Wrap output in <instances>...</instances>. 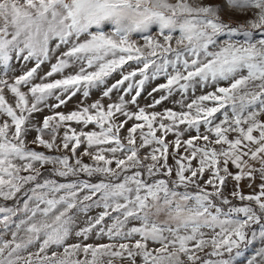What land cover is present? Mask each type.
I'll use <instances>...</instances> for the list:
<instances>
[{
	"label": "snow or ice",
	"instance_id": "6c2138e0",
	"mask_svg": "<svg viewBox=\"0 0 264 264\" xmlns=\"http://www.w3.org/2000/svg\"><path fill=\"white\" fill-rule=\"evenodd\" d=\"M262 34L264 0H0V264H264Z\"/></svg>",
	"mask_w": 264,
	"mask_h": 264
},
{
	"label": "rangeland",
	"instance_id": "374dc122",
	"mask_svg": "<svg viewBox=\"0 0 264 264\" xmlns=\"http://www.w3.org/2000/svg\"><path fill=\"white\" fill-rule=\"evenodd\" d=\"M172 2H174V0H172ZM190 3L196 4V3H198V0H190ZM224 19L226 21L230 22V23H234L235 24L237 22L243 23L246 19H248V17L243 16V15H236V14H234V18L232 20H229V17L227 15H224ZM156 31H157L156 28L153 27V29L151 30V33L153 35H156ZM175 35H178V33H176ZM262 35H264V34H262ZM238 38L239 39H243L242 37H238ZM257 38H261V35H258ZM132 39L135 40L139 44H143V39H142L141 34H135L134 33L133 36H132ZM221 39H224V37H221ZM16 67L18 68L19 65H16ZM29 67H31V64L29 65ZM45 70H47L46 67H45ZM127 70H129V69H128V66L126 65L125 66V71H127ZM68 71H71V69H69ZM16 74L18 75L19 72H17ZM119 78H120L119 74L118 73H114L112 75V77L109 78L108 83L111 84V83L115 82V80H117ZM164 82H165L164 79L161 77L158 80L152 81L151 83L147 84L146 87H145V91L142 93V96L139 98V104H140V106H145L146 104L150 103L151 101H150V98L148 97L147 93L149 91H151L152 87H154L156 84H158V83H164ZM208 90L210 91L211 88H209ZM100 93H101V89H93V90H91V96L86 101V103H91L92 101H95V100L99 99L100 98ZM199 94H201V90H198L197 93H196V95H199ZM117 96H118V93H113L111 99L112 100H115L117 98ZM80 98H81L80 97V94H78L66 106H64V107H62L60 109H57V111L70 112V111L76 109L78 107V103H79ZM175 99H177V100L180 99L179 95H177L175 97ZM52 102H54V101L53 100H50L49 101V103H52ZM104 103L107 104L108 103V100L105 99L104 100ZM165 107L166 108H174L176 110H179V105L173 104L171 102H165L164 105L157 106L155 110L156 111H161ZM49 114H51V111L49 109L45 108L44 111H43V113H37L35 115H36L37 119L39 120V119H42V116L49 115ZM261 118L264 119V117H261ZM130 124H131V122L129 123V126H130ZM73 126L74 127H77L78 130H79V126H77L75 124H73ZM92 128H93V126L92 125H89L86 130H91ZM62 131H63V129H61V132ZM202 131H203V129H202ZM193 134H195V133L193 132ZM35 135H36V133L33 132L31 134V137L30 138L34 137ZM45 138H47V137H45ZM168 139L169 140L174 139V136L172 134H169ZM32 147H36L37 150L45 151L46 154H48L46 149L40 148V147H38L36 145H32ZM79 151H83V146L81 147V149ZM141 151H142V154H143L147 150H143L142 149ZM181 151H183V150L181 149ZM84 162L85 163H92V161L89 160L88 157H84ZM170 163H171V160H170ZM48 167L50 168L51 166L49 165ZM81 178L82 179H89V177H87L86 174H81ZM59 179L61 180V182H65L64 178H59ZM90 179H92L93 182H96L97 181V177H92ZM233 183H234L233 181H231V180L229 181V183H228V191H231ZM247 184H248L247 181H243L242 182V185H244L243 186V191L246 194L251 193L253 191V189L255 188V185H253L252 187H248ZM234 203L239 204L240 202L239 201H234ZM97 211H99V210H97ZM93 214H95V213H93ZM6 238H10V236L9 237H6ZM89 242H94V241L93 240H90ZM99 242H105L106 243L108 241L105 238L104 240H101ZM261 246L262 245L260 244L259 241L254 242L252 245H249L248 248H246V249L243 250V254L240 257H236L234 264H247V260L250 259L253 255H255L256 250L259 249ZM257 259H259V258H257Z\"/></svg>",
	"mask_w": 264,
	"mask_h": 264
}]
</instances>
